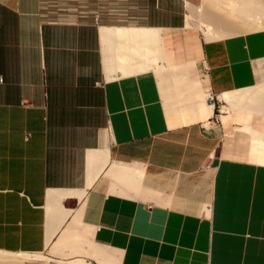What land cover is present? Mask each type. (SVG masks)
I'll list each match as a JSON object with an SVG mask.
<instances>
[{
    "label": "crops",
    "instance_id": "crops-1",
    "mask_svg": "<svg viewBox=\"0 0 264 264\" xmlns=\"http://www.w3.org/2000/svg\"><path fill=\"white\" fill-rule=\"evenodd\" d=\"M121 4L0 0V264H264V29Z\"/></svg>",
    "mask_w": 264,
    "mask_h": 264
},
{
    "label": "bare ground",
    "instance_id": "bare-ground-1",
    "mask_svg": "<svg viewBox=\"0 0 264 264\" xmlns=\"http://www.w3.org/2000/svg\"><path fill=\"white\" fill-rule=\"evenodd\" d=\"M202 1L205 5L203 13L195 16L194 8H191L187 15V24L189 22L188 19L194 20V17H196L202 26L206 39L223 37L255 29H264V0ZM198 7L201 6L199 5ZM223 96L228 102L233 104H239L244 98L249 97L250 100H255L254 102L257 104V107L264 112V82L261 88L254 86L252 88L226 92ZM260 139L264 140V138ZM1 256L4 255L0 254Z\"/></svg>",
    "mask_w": 264,
    "mask_h": 264
},
{
    "label": "built area",
    "instance_id": "built-area-1",
    "mask_svg": "<svg viewBox=\"0 0 264 264\" xmlns=\"http://www.w3.org/2000/svg\"><path fill=\"white\" fill-rule=\"evenodd\" d=\"M49 1V0H45ZM52 1V0H50ZM96 6L95 10L92 11V15L94 16V21L96 23L100 20V14L101 12L108 14L109 16L113 17L115 20L118 21H125L127 19V7L122 5L121 2L123 0H95ZM56 12L62 13H76L77 12V6H74L73 4L69 6H60L58 5V8L55 10Z\"/></svg>",
    "mask_w": 264,
    "mask_h": 264
},
{
    "label": "rangeland",
    "instance_id": "rangeland-1",
    "mask_svg": "<svg viewBox=\"0 0 264 264\" xmlns=\"http://www.w3.org/2000/svg\"><path fill=\"white\" fill-rule=\"evenodd\" d=\"M189 1H191L193 4H195V8L193 9L195 11V16L198 15L199 13H203L205 5H204L202 0H189ZM199 5L201 7H198ZM187 12H188V8L186 6V14H185V16H187ZM188 21H189L188 22V26L199 28L201 30V32L203 33L202 26L199 24V22L196 19V17H194V20L193 19H188ZM259 74H260V80H259V83L257 85V88H261L262 84L264 82V67L263 68L262 67L259 68ZM44 254H49V253L46 251V252H44ZM36 257H39V256H36Z\"/></svg>",
    "mask_w": 264,
    "mask_h": 264
}]
</instances>
